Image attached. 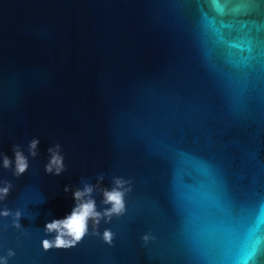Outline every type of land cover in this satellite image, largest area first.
I'll use <instances>...</instances> for the list:
<instances>
[{
    "label": "water",
    "instance_id": "1",
    "mask_svg": "<svg viewBox=\"0 0 264 264\" xmlns=\"http://www.w3.org/2000/svg\"><path fill=\"white\" fill-rule=\"evenodd\" d=\"M33 138L25 174L0 167L8 264H264V0H0V152ZM100 174L132 181L113 245L44 251Z\"/></svg>",
    "mask_w": 264,
    "mask_h": 264
},
{
    "label": "clouds",
    "instance_id": "2",
    "mask_svg": "<svg viewBox=\"0 0 264 264\" xmlns=\"http://www.w3.org/2000/svg\"><path fill=\"white\" fill-rule=\"evenodd\" d=\"M40 141L33 138L28 143L25 150L19 144L12 146L14 159L10 158L4 152H0V167L5 170H11L14 177L19 178L29 169L28 157L36 158L38 156V146ZM49 154L48 162L44 166L46 174L59 176L66 170L64 156L60 143L54 144L47 149ZM105 177L100 174L96 177V183L92 184L84 179L81 180L82 188L78 187L72 191L74 199V207L70 214L62 219H53L50 223H46L44 232L51 238H44L41 246L44 251L52 249H70L77 246L86 235L100 237L103 242L109 246L113 245L115 233L111 229H105L101 234L99 226L101 221L105 224L110 223L113 217H121L126 213V196L132 191L131 179L123 177H113L111 188L102 187ZM13 184L8 180H0V202H3L11 194ZM64 192L71 190L69 185L64 187ZM102 194L101 204L104 206L102 210H97V203L93 196L94 192ZM22 212L17 209L12 211L6 206L0 210V217H11L12 226L21 229L20 218ZM91 228V230H90ZM154 237L151 234L142 236V240L147 244ZM15 252L8 250L6 256H0V264H8V258L13 257Z\"/></svg>",
    "mask_w": 264,
    "mask_h": 264
}]
</instances>
